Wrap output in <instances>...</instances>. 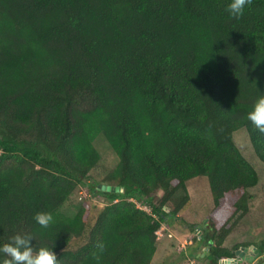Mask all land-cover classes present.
I'll return each mask as SVG.
<instances>
[{"label": "trees", "instance_id": "trees-1", "mask_svg": "<svg viewBox=\"0 0 264 264\" xmlns=\"http://www.w3.org/2000/svg\"><path fill=\"white\" fill-rule=\"evenodd\" d=\"M227 2L0 0V243L20 233L54 246L59 264H150L157 231L183 223L188 181L206 176L214 209L188 227L212 263L235 257L224 242L259 181L236 130L264 162L247 119L264 94V0L238 18ZM99 135L119 157L89 184L107 201L95 217L85 204L68 214Z\"/></svg>", "mask_w": 264, "mask_h": 264}, {"label": "rangeland", "instance_id": "rangeland-1", "mask_svg": "<svg viewBox=\"0 0 264 264\" xmlns=\"http://www.w3.org/2000/svg\"><path fill=\"white\" fill-rule=\"evenodd\" d=\"M234 140L258 171L259 181L248 189V211L236 221L224 245L235 248V257L238 258L241 256L236 251L241 247L248 248L245 256H242L237 264H264V253L260 254L256 247L264 238V162L256 155L245 128L234 132ZM94 142L100 153L99 162L85 179V183L78 185L72 196L64 203L62 209L68 214H74L79 206L85 204L90 209L92 218L107 201L103 196H93L89 184L106 179L110 171L116 167L119 157L104 136L99 135ZM188 191L191 199L179 212L183 223L172 220L163 225L157 233L156 252L150 264H194L193 262L214 264L205 256L208 253V246L202 241L195 240V232L188 227V224L203 225L214 209L208 178L200 176L190 179ZM159 193L161 194L162 191ZM137 204L149 210L148 206L139 201ZM197 230L202 233L201 229ZM216 264H226V262Z\"/></svg>", "mask_w": 264, "mask_h": 264}, {"label": "clouds", "instance_id": "clouds-1", "mask_svg": "<svg viewBox=\"0 0 264 264\" xmlns=\"http://www.w3.org/2000/svg\"><path fill=\"white\" fill-rule=\"evenodd\" d=\"M250 0H228L227 11L233 17L243 14L246 5ZM247 119L252 122L255 128L264 133V94L259 95L251 110L247 113ZM36 223L43 227L52 220L49 212L38 211L34 215ZM32 237L16 233L9 237L7 242L0 243V264H59L57 253L53 247L47 245L33 248Z\"/></svg>", "mask_w": 264, "mask_h": 264}, {"label": "water", "instance_id": "water-1", "mask_svg": "<svg viewBox=\"0 0 264 264\" xmlns=\"http://www.w3.org/2000/svg\"><path fill=\"white\" fill-rule=\"evenodd\" d=\"M102 187L103 188H106V189H108V190H110V189H112L113 187L111 186V185H107V184H102ZM116 190H119L120 188L117 186V187H114ZM247 247H241L240 249H238L236 252H237V254L239 255V256H245V253H246V251H247ZM241 257L240 258H238V257H232V258H229V260H228V262L229 263H236V262H238V261H240L241 260Z\"/></svg>", "mask_w": 264, "mask_h": 264}, {"label": "built area", "instance_id": "built-area-1", "mask_svg": "<svg viewBox=\"0 0 264 264\" xmlns=\"http://www.w3.org/2000/svg\"><path fill=\"white\" fill-rule=\"evenodd\" d=\"M199 230H200V229H199ZM197 231H198V230H197ZM159 232H160V230L157 231V233H159ZM228 260H229V258L226 259L225 262H226V263H229ZM192 262H193V261H192ZM193 263L195 264V262H193Z\"/></svg>", "mask_w": 264, "mask_h": 264}]
</instances>
